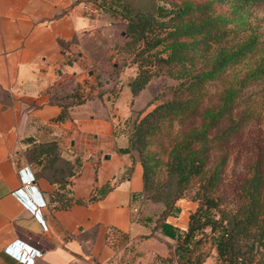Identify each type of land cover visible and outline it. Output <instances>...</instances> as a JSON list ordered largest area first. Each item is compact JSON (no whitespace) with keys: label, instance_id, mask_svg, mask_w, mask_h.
<instances>
[{"label":"crops","instance_id":"1","mask_svg":"<svg viewBox=\"0 0 264 264\" xmlns=\"http://www.w3.org/2000/svg\"><path fill=\"white\" fill-rule=\"evenodd\" d=\"M96 25L84 2L0 0V264H177V241L161 224L185 228L196 204L178 201L162 221L159 204L141 213L142 167L133 151L122 152L128 82L111 114L89 107L109 92L81 98L94 64L83 42ZM51 140L75 165L68 196L95 200L61 208L51 199L56 184L36 176L26 157Z\"/></svg>","mask_w":264,"mask_h":264},{"label":"trees","instance_id":"2","mask_svg":"<svg viewBox=\"0 0 264 264\" xmlns=\"http://www.w3.org/2000/svg\"><path fill=\"white\" fill-rule=\"evenodd\" d=\"M95 1L102 8L119 13L124 18L130 43L136 46L132 61L137 71L128 82L132 95L143 89L161 69L171 78L180 80L178 89L181 92L186 91L183 98H174L158 104L134 124L131 133L127 135L128 146L122 149V152H137L142 167L144 196L154 171L153 158L145 152L146 138L157 125H152L151 122L153 119L158 122L168 116H194L198 112L200 90L204 84L218 79L226 70L255 53L264 44L263 34L248 25L250 8L264 4V0H219L230 6V10L224 13L213 9L216 0H184L181 4L169 8L159 5L154 13L134 10L124 0ZM75 2L86 3V0ZM247 30L249 33H246ZM237 34L242 35L236 41ZM229 41L233 42L228 44ZM263 79L264 53L254 66L249 67L244 75L236 78L223 91L216 108L202 112L201 125L185 133L173 145L169 152L168 167L176 178L177 196L172 202L161 197L154 198L155 201H164L165 205L159 213V220L162 221L176 208V203L182 198L180 192L190 179L209 172L204 185L210 188L215 183L220 165L211 170L206 167L210 131L223 117H227L229 124L216 138L227 140L238 131L245 124L249 113L246 111L236 114L233 118L235 100L244 87ZM102 93L103 91L99 92L97 96ZM66 116V107L63 106L57 118L64 119ZM196 144L200 145L196 147ZM26 157L37 169L36 176L56 184L51 199L58 201L59 207L64 208L72 201L85 204L96 199L94 195L88 199L68 196L66 185L71 182L75 165L62 158L57 141L32 145L26 150ZM241 195L242 203L234 212L224 213L220 218H214L212 214V209L217 206L216 201L203 196L202 199L198 198L196 208L190 211L185 228L180 229L162 222V233L177 241L172 249L177 264H204L206 255L202 254L199 248L206 240L210 241L217 260H221L222 264L252 263L255 253L260 249L264 250V148L261 156L250 166V176L242 183ZM206 227L210 229L208 234H205ZM169 229L175 233L169 235ZM242 245L246 246L245 250H241Z\"/></svg>","mask_w":264,"mask_h":264},{"label":"rangeland","instance_id":"3","mask_svg":"<svg viewBox=\"0 0 264 264\" xmlns=\"http://www.w3.org/2000/svg\"><path fill=\"white\" fill-rule=\"evenodd\" d=\"M184 0H124L128 2L134 10L154 13L157 6L172 7L181 4ZM192 2H203L206 0H189ZM214 1V0H208ZM88 11L96 18L97 25L92 31L90 39L84 43L85 53L92 59L91 74H85V83L82 84L81 98H88L98 91L109 92L108 100L105 102L99 99L89 101V107L97 114H111L115 98L120 90H126L127 82L131 81L137 68L132 59L136 46L130 43V38L126 29V21L119 14L109 9L102 8L95 0H86ZM226 3L216 0L213 9L216 12L224 13L230 10ZM248 25L253 26L263 34L264 38V4L250 8ZM246 33H249L247 30ZM242 34L236 37V41ZM232 36L229 37L231 39ZM233 41H229L231 44ZM264 53V44L259 49L226 70L222 76L214 81L207 82L200 90L201 101L198 112L190 117H165L162 120L151 122L157 124L151 130V134L146 138L147 144L145 152L152 157L153 174L149 188L144 193L141 213L152 214L153 210H148L146 203L159 204L160 208L154 211L158 214L165 207L164 201H155L154 198L161 197L172 202L177 194L175 190L176 178L172 176L168 167L169 152L173 145L179 141L185 133L193 128H198L202 123V112L205 109L216 108L220 103V96L225 89L236 79L245 74L249 67ZM180 80L171 78L164 69L159 70L150 81L136 95L126 98L124 104L125 113L122 115L124 131L127 135L131 133L134 124L138 123L147 113L158 104L174 98H183L186 91L181 92ZM89 88V89H88ZM105 90V91H104ZM121 93V91H120ZM122 95H120L121 97ZM111 99V102L110 100ZM122 98L117 100L121 106ZM233 118L236 114L248 111L249 117L245 124L234 132L227 140L218 139L220 132L229 124L227 117L218 123L210 131L207 142L206 167L210 170L216 165H220L218 178L212 187L205 186L209 172L204 176L190 179L181 190V203L185 207H193L198 204V198L208 196L217 203L212 209L214 218H220L224 213H232L242 203L241 186L243 181L250 176V166L252 162L261 156L264 148V79L257 80L244 87L235 100ZM152 120V118L150 119ZM217 135V136H216ZM200 144H196V147ZM135 155L138 154L133 150ZM147 196V197H146ZM148 212V213H146ZM205 234L210 232L209 227L205 228ZM203 237V236H202ZM213 246L206 240L199 248L202 254L209 259V264H222L217 260L216 253H213ZM246 246L242 245L241 250ZM223 264H225L223 262ZM243 264V263H241ZM251 264H264V250L260 249L254 255Z\"/></svg>","mask_w":264,"mask_h":264},{"label":"water","instance_id":"4","mask_svg":"<svg viewBox=\"0 0 264 264\" xmlns=\"http://www.w3.org/2000/svg\"><path fill=\"white\" fill-rule=\"evenodd\" d=\"M108 157H109L108 155L105 156V158H108Z\"/></svg>","mask_w":264,"mask_h":264}]
</instances>
